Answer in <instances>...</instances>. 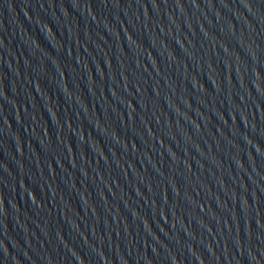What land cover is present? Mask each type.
I'll return each instance as SVG.
<instances>
[{"label":"water","instance_id":"obj_1","mask_svg":"<svg viewBox=\"0 0 264 264\" xmlns=\"http://www.w3.org/2000/svg\"><path fill=\"white\" fill-rule=\"evenodd\" d=\"M0 264H264V0H0Z\"/></svg>","mask_w":264,"mask_h":264}]
</instances>
